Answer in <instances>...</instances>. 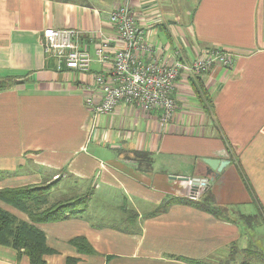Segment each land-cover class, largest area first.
<instances>
[{
    "label": "crops",
    "instance_id": "crops-1",
    "mask_svg": "<svg viewBox=\"0 0 264 264\" xmlns=\"http://www.w3.org/2000/svg\"><path fill=\"white\" fill-rule=\"evenodd\" d=\"M125 2L165 54L179 50L187 62L204 47L233 54L230 69L178 77L167 123L160 110L122 102L92 114L82 94L90 74L56 70L43 50L45 28L76 27L94 58L90 34L114 35L108 15ZM198 80L211 112L192 89ZM203 157L227 160L196 194L224 218L183 202L156 211L189 198ZM39 183H52L51 200L90 192L83 211L38 224L54 250L46 264H217L231 246L264 249V0H0V189ZM75 237L92 251L78 250ZM0 264L30 263L0 244Z\"/></svg>",
    "mask_w": 264,
    "mask_h": 264
},
{
    "label": "built area",
    "instance_id": "built-area-1",
    "mask_svg": "<svg viewBox=\"0 0 264 264\" xmlns=\"http://www.w3.org/2000/svg\"><path fill=\"white\" fill-rule=\"evenodd\" d=\"M108 22L114 35L103 36L101 31L90 34L98 37L94 58L81 40L80 28L47 27L41 35L43 50L54 58L56 70L90 74L82 94L94 115L110 113L122 102L144 111L160 110V121L167 123L176 108L178 77H197L214 66H233V54L219 46L200 48L190 62L180 57L179 50L165 54L161 45L148 41L127 2L109 12ZM94 60L101 66L97 72L90 70Z\"/></svg>",
    "mask_w": 264,
    "mask_h": 264
},
{
    "label": "trees",
    "instance_id": "trees-1",
    "mask_svg": "<svg viewBox=\"0 0 264 264\" xmlns=\"http://www.w3.org/2000/svg\"><path fill=\"white\" fill-rule=\"evenodd\" d=\"M195 79H200V76ZM198 83L192 85V89L197 95L198 102L203 110L211 112V97L204 88L203 81L198 80ZM52 182L55 183L56 181ZM52 186V183H39L0 189L1 201L28 215V220H24L0 206V244L15 249L19 256L26 255L30 264H46L44 256L54 252L47 245L45 233L38 224L62 220L69 215L83 211L89 202V191L67 198L54 197L51 200L49 197ZM210 199L209 196L204 197L201 201L171 197L158 206L156 211L166 209L174 202H183L211 212L217 217L224 218L219 208L216 209L211 206ZM71 243L81 252L90 253L92 251L84 237H75L71 240ZM229 249L230 256L225 260L217 261V264H237L233 260H235V257L239 258L240 255L241 260L238 264H264V249L246 247L239 250L236 246H231ZM76 261V258H67L66 264H75ZM193 262L200 263L198 261Z\"/></svg>",
    "mask_w": 264,
    "mask_h": 264
},
{
    "label": "water",
    "instance_id": "water-1",
    "mask_svg": "<svg viewBox=\"0 0 264 264\" xmlns=\"http://www.w3.org/2000/svg\"><path fill=\"white\" fill-rule=\"evenodd\" d=\"M201 161L206 166L205 173L198 174L195 177H193L192 183L194 186L199 185V183H204L207 180H213V176H217L216 174L221 172L223 167L227 164V160L222 159H215L214 158H207L203 157Z\"/></svg>",
    "mask_w": 264,
    "mask_h": 264
},
{
    "label": "rangeland",
    "instance_id": "rangeland-1",
    "mask_svg": "<svg viewBox=\"0 0 264 264\" xmlns=\"http://www.w3.org/2000/svg\"><path fill=\"white\" fill-rule=\"evenodd\" d=\"M121 5V4H120ZM119 6V5H118ZM117 7V6H116ZM115 7V8H116ZM189 185H191V184H193V183H191V182H189L188 183ZM207 184V182H204L203 184L202 183H199V185H197V186H194L193 185V187H191V186H189V188H188V192H191L190 193V195H189V198L190 199H193V200H197L198 199V197H196L197 195L198 196H200V195H202L201 193H200V191H199V186L200 187H202V186H205ZM191 188V189H190ZM197 194V195H196ZM258 227V226H257ZM263 241H264V238H263ZM256 244H257V242H256ZM240 257H241V255H240ZM239 257V258H240Z\"/></svg>",
    "mask_w": 264,
    "mask_h": 264
},
{
    "label": "bare ground",
    "instance_id": "bare-ground-1",
    "mask_svg": "<svg viewBox=\"0 0 264 264\" xmlns=\"http://www.w3.org/2000/svg\"><path fill=\"white\" fill-rule=\"evenodd\" d=\"M208 181V180H207ZM206 182V181H205Z\"/></svg>",
    "mask_w": 264,
    "mask_h": 264
}]
</instances>
